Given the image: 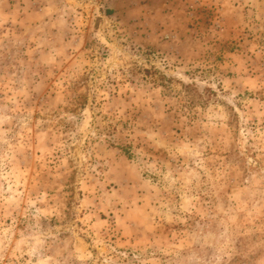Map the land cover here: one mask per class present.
<instances>
[{"label":"rangeland","instance_id":"obj_1","mask_svg":"<svg viewBox=\"0 0 264 264\" xmlns=\"http://www.w3.org/2000/svg\"><path fill=\"white\" fill-rule=\"evenodd\" d=\"M0 264H264V0H0Z\"/></svg>","mask_w":264,"mask_h":264}]
</instances>
